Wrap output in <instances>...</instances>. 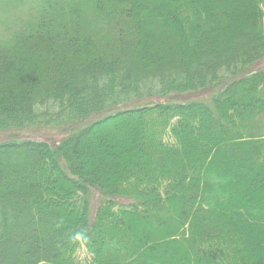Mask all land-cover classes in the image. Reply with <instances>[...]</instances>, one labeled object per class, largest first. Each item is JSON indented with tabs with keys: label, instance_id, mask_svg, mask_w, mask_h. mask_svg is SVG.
Wrapping results in <instances>:
<instances>
[{
	"label": "trees",
	"instance_id": "obj_1",
	"mask_svg": "<svg viewBox=\"0 0 264 264\" xmlns=\"http://www.w3.org/2000/svg\"><path fill=\"white\" fill-rule=\"evenodd\" d=\"M0 264H264V0H0Z\"/></svg>",
	"mask_w": 264,
	"mask_h": 264
},
{
	"label": "rangeland",
	"instance_id": "obj_2",
	"mask_svg": "<svg viewBox=\"0 0 264 264\" xmlns=\"http://www.w3.org/2000/svg\"><path fill=\"white\" fill-rule=\"evenodd\" d=\"M44 130H48V129H40V128H36L34 130L31 131V133L33 134V138L36 139H52V136L50 134H47ZM50 130V129H49ZM29 132H26L25 134H27ZM96 200L95 202L98 201V196H95Z\"/></svg>",
	"mask_w": 264,
	"mask_h": 264
}]
</instances>
